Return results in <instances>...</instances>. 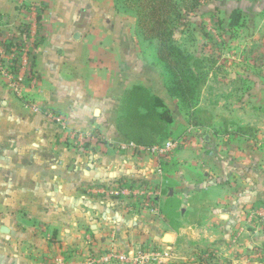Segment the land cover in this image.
I'll return each mask as SVG.
<instances>
[{
	"label": "crops",
	"instance_id": "1",
	"mask_svg": "<svg viewBox=\"0 0 264 264\" xmlns=\"http://www.w3.org/2000/svg\"><path fill=\"white\" fill-rule=\"evenodd\" d=\"M116 2L0 0V31L27 23L35 25L41 36L34 59L40 81L33 103L11 94L7 80L0 75V264H51L49 257L55 249L66 261L65 252L70 248L76 251L77 261L83 250L86 257L113 241L128 251L135 250L130 241L138 244L152 238L154 246L164 245L167 232L159 236L156 226L145 224L143 216L124 211L122 206L127 202L110 201L97 190L98 184L133 177H155L162 184V175L168 176L154 157L119 148L126 143L142 145L118 128L130 93L141 89L160 99L169 110L168 99L175 97L159 80H149L144 74L143 55L128 48V12L118 13ZM235 5L228 7L229 17L239 8ZM49 113L61 115L67 129L63 130ZM74 132H88L98 140L85 149L74 148L69 145ZM263 137L237 139L229 156L209 138L203 148L194 147L191 140L188 149L177 154L175 162L189 161L187 165L194 167L199 177L190 182L187 178L186 190L171 198L182 213L169 214L175 225L170 228L175 229L168 232L173 244L164 246L165 250L184 252L197 237L202 243L204 237L214 235L202 225L206 220L234 222L242 205L238 197L247 195L244 203L264 200L260 179L251 181L248 177L245 194L241 190L246 186L241 188L240 183L217 182L223 174H235L236 168L241 172V163L250 165L248 171L264 170ZM230 141L234 144L236 140ZM207 151L223 158L209 154L205 158ZM203 179L210 183H202ZM234 189L240 192L234 193ZM209 195L215 197L206 204L205 196ZM2 227L9 233L3 234ZM47 234L57 238V243Z\"/></svg>",
	"mask_w": 264,
	"mask_h": 264
},
{
	"label": "rangeland",
	"instance_id": "2",
	"mask_svg": "<svg viewBox=\"0 0 264 264\" xmlns=\"http://www.w3.org/2000/svg\"><path fill=\"white\" fill-rule=\"evenodd\" d=\"M148 1L117 0L116 6L118 13L123 10L128 12V48L143 55L144 74L148 75L149 80L152 79L155 82L159 80V84L165 85L166 88L175 89V99L173 97L168 99L173 123L168 127L162 143L169 139L182 143L180 149L171 158H166V161H156L154 158L157 164L159 162L160 166H163V170L161 167L160 170L168 174V176L162 175L161 178L165 180L161 181L162 184L160 181L156 182L155 177L145 179L137 177L136 180H129L134 185L137 182L147 181L148 185H146L149 186L150 192L156 190L160 194L158 214H153L150 209L144 207L146 200L143 197L139 198L137 203L130 201L122 207L129 215L138 213L143 216V222L150 227L156 226L154 228L157 229L158 235L162 236L175 229L170 228V225H175L172 222V215L169 214L173 211L177 215L182 213L177 202L171 198H176L179 192L186 190L187 178L190 182L199 177L194 167L187 165L190 164L189 161L175 162L177 154L188 149L191 140H194V147L199 145L203 148L206 138H209L210 142L214 141L212 143L214 146L222 147L221 153L229 156L232 146H237V139L264 136V0H237V3L234 0H171L172 2H167L165 9L170 10L167 15V26L171 30L167 46L171 54L170 61L174 62L173 65H176L179 71L177 78L164 62L157 59L156 41L151 40L152 34L146 27L139 25V20L148 21L149 16L145 11L148 8ZM154 2L156 6L160 5L158 0ZM229 4H236L235 6L243 12L241 26L233 30H230L228 25ZM147 11L150 12V9ZM133 67H129V72ZM234 75L235 79H232ZM178 82H181V85L188 90L187 100H181L177 95L176 88L180 85ZM5 84L8 87L7 82ZM35 89H26L21 99L28 104L33 103L36 98ZM130 100V103L125 105L124 116L129 120H145L151 123L153 119L146 116L150 114L148 106H153V102H148V98L139 95L133 96ZM97 140L98 138L93 140L91 133L86 132L82 140L71 139L69 142L71 144H68L74 148L81 146L85 149ZM230 140L236 141L231 144ZM261 141H264V137ZM204 155H206L205 158L207 155L222 157L215 151H207ZM241 164L240 166L244 167H241V172L236 168L235 174H228L231 178L227 179L228 175L223 174L221 180L217 182L220 181L222 183L220 185L240 183L239 186L245 188L243 186L248 185V177H250L251 181L260 179L264 186L263 169L254 168L248 171L250 165ZM204 165L202 162L201 167L204 168ZM174 173H176L175 179L171 178ZM205 182L210 183L209 180L203 179L202 183ZM112 184L108 182L98 184L97 190L99 193L104 191L103 195L110 201H124L125 199H117L109 195V187ZM247 188L246 186V189H240L242 194L246 193ZM97 190L95 189L94 193H98ZM170 191L173 192L172 196H169ZM232 191V189L227 190V193ZM237 192L240 191L235 190L234 193ZM227 193H224V198ZM218 194V197H221L222 193ZM243 196L244 199L238 197L242 205L239 208L240 215L237 218L234 217L236 219L234 222L220 218L215 222H207V220L204 223L200 222L208 233L215 232V236L204 237L202 243L197 237V241L190 243L189 249H185L186 252L179 249H164V246L171 245L173 242L166 244L162 241L164 245L154 246L152 238L138 244L130 241V247L135 250H147L149 262L146 264H264V200L244 203L248 196ZM214 197L213 195L205 196L204 201L208 204ZM205 209H208L207 206ZM151 215L157 217L154 218ZM46 236L50 238L51 235ZM53 239V242L57 243V238L51 236L50 240ZM112 243H107L105 248L94 251L86 257L83 250L84 252L77 260L78 263L88 264L92 256L102 255L106 248L111 249L114 241ZM117 248L136 256L135 250L129 252L127 248L120 246ZM75 253L76 251L72 248L66 251L65 261L55 249L51 252L52 258L49 257V259L53 260L51 264H74L73 261L77 263L74 259ZM165 253H168V256H165ZM38 255L40 256V253ZM157 255L161 257L155 258Z\"/></svg>",
	"mask_w": 264,
	"mask_h": 264
},
{
	"label": "built area",
	"instance_id": "3",
	"mask_svg": "<svg viewBox=\"0 0 264 264\" xmlns=\"http://www.w3.org/2000/svg\"><path fill=\"white\" fill-rule=\"evenodd\" d=\"M35 12V11H34ZM7 28V29H6ZM0 31V75L7 80L8 90L16 97L22 98L26 89H35L39 85V75L35 68L36 49L41 43V36L35 25L23 23L17 27L8 26ZM63 130L67 129L65 120L61 115L49 113ZM84 133L74 132L72 138L75 141L82 140ZM181 141L169 139L163 143L152 146H144L135 143L120 144L122 151L132 150L135 154H146L156 160L165 161L166 158L176 153L181 147ZM133 177L131 180H136ZM145 183L132 181L114 182L109 187V195L124 202L137 203L143 197L146 200L144 207L150 209L151 213L158 214L160 194L154 190L150 192ZM105 193L104 191H101ZM141 201V200H140ZM142 202V201H141ZM136 256L118 250L116 245L111 249L106 248L102 255H94L88 264H146L149 262L147 250H135ZM133 252V251H129ZM157 254V253H156ZM168 256V253L164 254ZM161 257L157 255L155 258Z\"/></svg>",
	"mask_w": 264,
	"mask_h": 264
},
{
	"label": "trees",
	"instance_id": "4",
	"mask_svg": "<svg viewBox=\"0 0 264 264\" xmlns=\"http://www.w3.org/2000/svg\"><path fill=\"white\" fill-rule=\"evenodd\" d=\"M154 1L155 0H149L147 3V9H150V12L145 9L146 14L149 16L148 21L144 22L139 20V25L140 27H146L147 31L152 34L151 40L156 41L155 49L158 59L164 62L174 77L177 78L179 77V71L177 66L173 65L174 62L170 61L171 54L168 52L169 46H167L170 41L169 37L171 30L167 26V15L170 13V10H166L165 5L171 0H158L160 2L159 6H156ZM242 18V10L239 8L234 9L229 17L228 25L230 30L240 27L242 24ZM178 84L180 85L176 88L178 91L177 95L181 100H187L189 97V93L187 92L188 90H186L185 86L181 85V82H178ZM169 91L172 96H175V89H169ZM136 95L146 97L148 98V102H153V106H148L150 108V114L146 116L147 118H152L153 121L151 123H147L145 120H129L126 116H124L119 121V131L128 139L139 140V142L144 146L149 147L154 144L162 143V139L168 132V127L173 123V117L171 116L169 109L160 99L144 92L141 89L130 93L126 99V103H130L129 98ZM154 116H156V119H154Z\"/></svg>",
	"mask_w": 264,
	"mask_h": 264
},
{
	"label": "water",
	"instance_id": "5",
	"mask_svg": "<svg viewBox=\"0 0 264 264\" xmlns=\"http://www.w3.org/2000/svg\"><path fill=\"white\" fill-rule=\"evenodd\" d=\"M99 110H96V113H98ZM1 232L3 234H8L9 233V229L7 227H2L1 228ZM163 242L166 243V244H170L173 242V238L170 234H166L163 238Z\"/></svg>",
	"mask_w": 264,
	"mask_h": 264
}]
</instances>
